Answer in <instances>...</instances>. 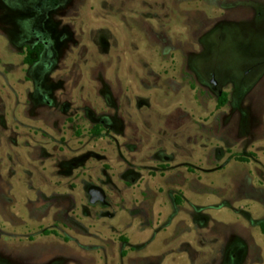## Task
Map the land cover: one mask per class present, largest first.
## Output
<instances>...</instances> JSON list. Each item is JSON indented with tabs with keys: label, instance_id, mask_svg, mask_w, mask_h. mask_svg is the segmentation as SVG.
<instances>
[{
	"label": "rangeland",
	"instance_id": "374dc122",
	"mask_svg": "<svg viewBox=\"0 0 264 264\" xmlns=\"http://www.w3.org/2000/svg\"><path fill=\"white\" fill-rule=\"evenodd\" d=\"M0 264H264V0H0Z\"/></svg>",
	"mask_w": 264,
	"mask_h": 264
},
{
	"label": "trees",
	"instance_id": "16d2710c",
	"mask_svg": "<svg viewBox=\"0 0 264 264\" xmlns=\"http://www.w3.org/2000/svg\"><path fill=\"white\" fill-rule=\"evenodd\" d=\"M43 51V45L37 44L35 47L30 48L27 47V51H26V56H25V62L29 65L34 64L35 62H37L40 59V55ZM225 94H223L220 98V105L225 103ZM99 131V129L97 130Z\"/></svg>",
	"mask_w": 264,
	"mask_h": 264
},
{
	"label": "flooded vegetation",
	"instance_id": "af4514ba",
	"mask_svg": "<svg viewBox=\"0 0 264 264\" xmlns=\"http://www.w3.org/2000/svg\"><path fill=\"white\" fill-rule=\"evenodd\" d=\"M38 44H40V43H38ZM43 45V44H42ZM43 48H44V46H43Z\"/></svg>",
	"mask_w": 264,
	"mask_h": 264
}]
</instances>
